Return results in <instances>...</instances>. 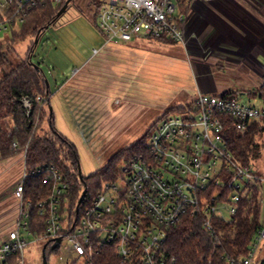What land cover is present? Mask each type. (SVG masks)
<instances>
[{"label":"built area","instance_id":"built-area-1","mask_svg":"<svg viewBox=\"0 0 264 264\" xmlns=\"http://www.w3.org/2000/svg\"><path fill=\"white\" fill-rule=\"evenodd\" d=\"M39 1L0 0V10L6 11L0 27L6 29L16 21L22 23ZM195 1L213 0H186L184 10L183 0H98L95 25L106 43L149 39L186 45L188 10ZM60 2L53 0L54 4ZM44 100L37 96L21 101L29 115L33 102L39 104ZM194 102L190 110L162 119L149 137L148 153L129 158L118 169L117 180L103 182L90 206L70 226L62 222L61 214V202L68 193L67 182L53 165L27 171L25 147L20 153L22 174L13 189L17 200L15 219L0 242V264L15 253L21 255L20 264H25L27 243L21 232L29 233V214L24 206H30L31 202L24 204V184L31 176H43V182L49 186L46 200L37 204L39 214L45 217L42 238L52 243L60 238L57 248L64 240V250L80 257L79 264H92L104 246H112L121 264H174V257L164 249L167 231L187 215H202L203 228L214 235L212 219L229 220L237 213L247 185L264 183L252 165L242 166L228 149L224 118L234 121V127L241 132L253 122L264 126V107L200 92ZM262 241L264 225L239 264H253ZM235 263L230 260V264Z\"/></svg>","mask_w":264,"mask_h":264},{"label":"rangeland","instance_id":"rangeland-1","mask_svg":"<svg viewBox=\"0 0 264 264\" xmlns=\"http://www.w3.org/2000/svg\"><path fill=\"white\" fill-rule=\"evenodd\" d=\"M97 5L98 0L69 3L67 10L44 31L32 57L33 62L41 65L51 92L50 103L44 109L48 112L51 108L55 129L75 147L85 179L97 175L115 156L152 131L169 105H181L179 101L189 104L197 96L189 64L193 61L189 38L186 45L143 39L138 46L117 47L111 43L104 47L105 38L95 25ZM13 26L0 27V41L9 40L21 23L16 21ZM14 47L22 59L29 42L22 41ZM213 73L218 92H226L225 72L218 69ZM229 80L228 84L237 85L234 79ZM239 102L256 108L264 106L259 99L248 100L246 96ZM6 122L12 126L10 119ZM38 127L47 130L48 125L45 119L40 123L36 115L33 132L39 133ZM257 141L261 145L260 155L251 165L264 178V137H258ZM20 156L18 153L12 159L0 161V173L9 169L8 179L21 173ZM124 163L120 161L117 168H123ZM2 182L0 188L5 186ZM118 183L121 185L120 180ZM261 184L260 224L264 225V183ZM10 187L0 195V242L15 219L17 200L9 196ZM224 215L229 219L226 211ZM21 236L27 243L25 264H42L46 240L25 231ZM64 243L63 240L58 254H48L47 264L73 261L74 256L64 250ZM253 260L255 264L264 260V241L258 245Z\"/></svg>","mask_w":264,"mask_h":264},{"label":"trees","instance_id":"trees-1","mask_svg":"<svg viewBox=\"0 0 264 264\" xmlns=\"http://www.w3.org/2000/svg\"><path fill=\"white\" fill-rule=\"evenodd\" d=\"M67 0L54 5L53 0H40L24 18L21 28L12 32L9 40L0 41V161L13 157L27 147L25 156V169L32 171L45 166H55L68 184V193L61 202L62 222L70 224L79 218L83 211L90 206L93 199L101 190L105 181L118 178V163L125 162L137 154L148 153L147 142L157 124L168 115L190 110L195 102L187 104H171L162 116L152 126V131L135 141L127 149L115 156L100 172L88 179L78 177V155L75 147L54 127L53 113L44 109L50 103L48 81L39 63L32 61L33 51L39 43L40 37L57 20V13ZM74 2V0H71ZM186 0H183V10L186 9ZM98 6L96 8V14ZM14 25V24H13ZM11 25V28L14 27ZM37 44L35 45V41ZM28 41L29 47L25 58H19L15 45ZM264 93V85L261 88ZM37 96L45 100L39 104L33 102L31 111L27 115L22 105V98ZM221 97H234L226 94ZM237 99V98H236ZM34 101V100H33ZM43 123L47 122V130L33 132L35 117ZM10 119L12 126L7 125ZM224 139L228 149L235 160L242 166H251L252 162L260 155L258 137H264V126L253 122L246 130L238 131L234 121L224 118ZM16 144V147H13ZM86 185L87 192L79 205V213L75 208L79 197ZM262 184L247 185V193L238 203L237 213L229 220L212 219V228L215 232L210 235L203 228L204 217L200 214L184 216L181 223L167 231L164 245L165 251L174 257V264H230L235 260L239 264L248 255L252 239L260 229V213L263 202L261 193ZM24 209L29 218L27 228L29 233L42 237L45 230V217L39 214L37 204L44 202L49 194V186L43 182V176H31L24 184ZM212 192L210 190L208 195ZM216 237L217 240L214 238ZM46 260L48 254H58L59 248L52 249L53 243L46 240ZM81 258L74 257L70 264H79ZM19 253L9 256L5 264H20ZM92 264H121L116 258L112 246H104L93 258ZM253 264H255L253 262ZM264 264V260L260 262Z\"/></svg>","mask_w":264,"mask_h":264},{"label":"crops","instance_id":"crops-1","mask_svg":"<svg viewBox=\"0 0 264 264\" xmlns=\"http://www.w3.org/2000/svg\"><path fill=\"white\" fill-rule=\"evenodd\" d=\"M189 7L187 36L193 52L191 57L193 61L189 64L197 94L200 92L218 97L230 94L238 101L242 96H246L248 100L259 99L262 105L264 103V93L261 96V88L264 85V0L195 1ZM5 16L6 11L0 10V21ZM140 40L143 39L113 44L117 47L138 46L137 43H142ZM155 41L175 44L168 40ZM111 43H106L104 47ZM217 68L226 74L223 87L227 90L222 94L218 92L219 85L214 79L213 72L218 70ZM228 78L234 79L237 85L228 84L230 82ZM177 103L182 104L180 101ZM7 174L9 169L0 173V183L3 181L2 184H5L0 188V195L3 189L11 185L8 190L9 196L13 197L15 183L20 179L22 172H18L13 177L8 175L10 179L6 177ZM3 195L7 196L5 193Z\"/></svg>","mask_w":264,"mask_h":264},{"label":"water","instance_id":"water-1","mask_svg":"<svg viewBox=\"0 0 264 264\" xmlns=\"http://www.w3.org/2000/svg\"><path fill=\"white\" fill-rule=\"evenodd\" d=\"M70 1H71V0H67V1H66L65 5H64V6L61 8V10L57 13V18H58L61 14H63V13L66 11V9H67V7H68ZM36 44H37V40L35 41V45H36ZM49 111H50V113L52 112V111H51V108L49 109ZM78 177H79L80 180L82 179L81 172H80V169H79V165H78ZM86 192H87V188H86V185H84V187H83V191H82V193H81V195H80V197H79V200H78L77 205H76V208H75V213L78 212V210H79V205L81 204V201H82L83 197L85 196ZM59 242H60V238L55 239V241H54V243H53V245H52V249L57 248L58 245H59ZM45 249H46V244H45V245L43 246V248H42V264H47L46 254H45Z\"/></svg>","mask_w":264,"mask_h":264}]
</instances>
